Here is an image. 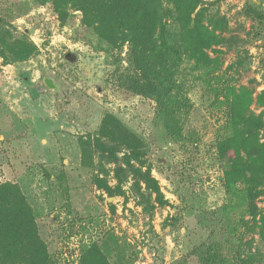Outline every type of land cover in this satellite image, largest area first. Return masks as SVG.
I'll return each mask as SVG.
<instances>
[{
    "label": "rangeland",
    "instance_id": "rangeland-1",
    "mask_svg": "<svg viewBox=\"0 0 264 264\" xmlns=\"http://www.w3.org/2000/svg\"><path fill=\"white\" fill-rule=\"evenodd\" d=\"M53 1L0 0V184L19 187L50 264H264V0H200L191 27L217 36L200 63L169 14L148 73ZM235 108L259 146L222 157ZM107 116L140 158L103 135Z\"/></svg>",
    "mask_w": 264,
    "mask_h": 264
},
{
    "label": "trees",
    "instance_id": "trees-1",
    "mask_svg": "<svg viewBox=\"0 0 264 264\" xmlns=\"http://www.w3.org/2000/svg\"><path fill=\"white\" fill-rule=\"evenodd\" d=\"M171 2V11L162 8L161 0H54L53 6L59 14L66 4L78 6L84 20L95 25L102 39H108L114 44L127 42L137 68L148 73L152 65L160 64L168 58L163 32L164 20L169 14L175 15L181 28L182 45L197 63L202 62L204 49L217 42L214 29L209 30L199 21H194L195 26L191 27L193 20L190 15L200 0ZM0 56L4 57L1 49ZM232 114L233 137L227 139L219 149L222 157L230 149L238 155L242 149H247L248 144L256 143L259 146L257 134L252 129L253 118L245 117L236 108ZM104 123L103 135L111 138L114 144L132 150L134 158H140L141 141L136 136L111 116H107ZM95 184L112 196L110 188L101 179L96 178ZM155 190L159 192L157 188ZM260 238L264 245V229ZM0 264H50L46 246L37 232L32 209L19 187L12 183L0 184ZM79 264L108 262L96 250L83 255Z\"/></svg>",
    "mask_w": 264,
    "mask_h": 264
},
{
    "label": "water",
    "instance_id": "water-1",
    "mask_svg": "<svg viewBox=\"0 0 264 264\" xmlns=\"http://www.w3.org/2000/svg\"><path fill=\"white\" fill-rule=\"evenodd\" d=\"M45 82H46V84L48 85V87H53V86L51 85V82H50L49 80H46Z\"/></svg>",
    "mask_w": 264,
    "mask_h": 264
}]
</instances>
